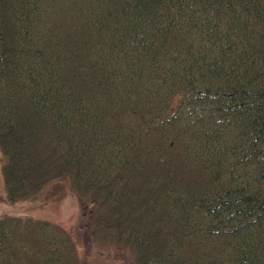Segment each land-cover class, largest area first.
Returning <instances> with one entry per match:
<instances>
[{"label": "trees", "instance_id": "1", "mask_svg": "<svg viewBox=\"0 0 264 264\" xmlns=\"http://www.w3.org/2000/svg\"><path fill=\"white\" fill-rule=\"evenodd\" d=\"M10 202L68 180L136 264H264V0H0ZM0 264H78L0 217Z\"/></svg>", "mask_w": 264, "mask_h": 264}, {"label": "rangeland", "instance_id": "2", "mask_svg": "<svg viewBox=\"0 0 264 264\" xmlns=\"http://www.w3.org/2000/svg\"><path fill=\"white\" fill-rule=\"evenodd\" d=\"M3 160L0 151V217L21 215L59 226L71 237L78 264H136L124 246L90 241L88 215L92 205L73 192L68 180L50 183L34 198L10 202L3 179Z\"/></svg>", "mask_w": 264, "mask_h": 264}]
</instances>
